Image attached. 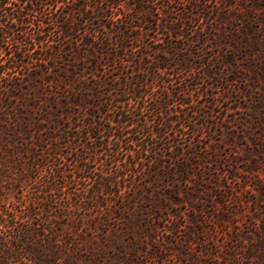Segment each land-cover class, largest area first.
Segmentation results:
<instances>
[{"label":"rangeland","instance_id":"obj_1","mask_svg":"<svg viewBox=\"0 0 264 264\" xmlns=\"http://www.w3.org/2000/svg\"><path fill=\"white\" fill-rule=\"evenodd\" d=\"M128 1L130 4L127 5ZM144 1L154 7L164 3L168 5L166 11L169 13H165L164 17L163 14L160 16L144 11L140 6L142 0H121L127 7L124 11L111 7V1H104L102 7L110 10L106 13L107 17H96L91 11L84 15V9H78L82 0H74L77 5H71V0H48L39 12H30L29 20L38 26L36 29L33 25L25 28L26 34L33 36L37 28H41L43 35H36L38 38L44 37L47 42L27 44L17 52L15 73L7 80V83L16 84V89L9 92L10 96L2 93L4 103L8 102L16 108V122L21 125L16 128V168H20L25 160L32 161V158L36 159L41 154L46 161L58 164L52 187L53 200L58 207L69 211L78 224L97 227L94 233L99 231V222L109 217L114 218L117 231L130 216L136 217V224L149 227L151 224L160 227L167 222L168 217L172 218L170 228H175L174 233L159 238L164 240L167 247L162 252L167 258L172 255L168 248H173L171 245L175 242V236H187L185 231L180 232L182 226L188 225L183 212L190 210L189 213L196 214L194 209H204L203 218L206 221L201 217L198 220L205 221L203 226L209 233H199L196 242L192 244L193 254L196 255L198 251L204 250L201 242L207 240L210 234V216L219 212V209L202 204L195 198L196 195L190 199H174L170 195L175 193L172 179L164 175L165 170L153 172L156 164L144 159L133 170L126 165L128 162H119L121 155L113 156L112 151L105 147L103 134L108 133L106 125L108 120H113L123 109L138 114L148 105L146 99L150 100V97L161 92L163 84V89L174 94L177 109L184 108L191 122H198L185 130L182 136L181 141L185 146L192 144V148L185 149V152L194 156L212 154L207 159L211 163L210 168L222 169L219 173H212L213 179L224 178L225 171L229 169L240 177L239 184H231L237 189H252L255 184L263 187V180L255 179L257 171H251L250 165L244 160L254 159L257 144H264V74L255 82H251L249 77L245 79L243 66L246 64L245 57L251 52L238 44L239 51L235 52L230 61L225 55L230 47H216L218 39L214 36L204 44L199 41L203 33L200 29H196L193 41L186 47L188 41L184 35L189 31V25L195 26L201 21L203 27L207 26L205 20L196 17L197 7L194 3L187 0H155L157 5H151L150 0ZM209 1L212 14L220 10L226 14L224 22L227 29L223 33L225 39L222 42L226 40L237 46L228 30H234L247 20L241 12L247 2ZM134 2L136 5H133ZM94 5L96 2L93 0H86V9ZM72 9V15L67 16L65 12ZM183 13H188L189 17L182 19V16H186ZM118 16L120 19L117 22ZM88 18L90 20L85 23ZM169 20H173L174 26L181 28V31L169 34L164 30L162 24ZM61 27L65 32L61 31ZM214 27L207 26L205 29L219 36L218 29ZM135 36L138 39H134ZM166 52H173V55L168 56ZM185 56L194 64L203 62L204 69H199V74L195 72L191 76L181 73L186 63ZM168 63L172 68L169 74L162 68L157 69V66ZM140 70H144L143 73ZM0 83L5 84L4 81ZM185 102L190 104L185 105ZM142 113L147 120L151 118V112ZM19 120L23 121L22 124H19ZM90 124L100 128L98 134H89L92 132ZM23 125L41 128L40 135L33 133L34 127L26 130L28 134L33 133L26 137L30 142L34 140L43 145L38 151L27 152V149L20 146L25 135H18V131L22 130ZM109 146L116 148L112 143ZM126 149L123 146L120 152L124 154ZM56 153L60 154L59 162L54 159ZM130 160L138 162L139 155ZM205 162L206 159L199 164ZM215 162L220 165H214ZM121 164L122 169L119 171L117 166ZM108 181L112 182L111 186L107 185ZM192 181L194 179L188 181V185H179L175 181L178 185L175 190L184 193L191 191L189 186H192ZM208 181L206 179L203 183L212 186ZM197 188L202 189L203 186L197 185ZM219 189L221 193L226 191L224 194L230 195L229 188ZM17 190L16 183V196ZM149 199L156 202L150 203ZM185 200L188 202L185 203ZM123 206L128 207L127 212L121 209ZM143 213H147L148 217L144 219ZM247 214L248 209H233V213L225 215L241 225L248 218ZM96 215L100 218L98 216L94 219ZM232 228V225H227L228 230ZM118 236L127 237L120 233ZM220 238V232L215 234V239ZM143 244L145 253L141 259L153 264L155 254L149 253H154L157 244L152 241L148 245ZM115 246L123 250L121 244L115 242ZM178 252L176 249L174 253Z\"/></svg>","mask_w":264,"mask_h":264},{"label":"trees","instance_id":"obj_2","mask_svg":"<svg viewBox=\"0 0 264 264\" xmlns=\"http://www.w3.org/2000/svg\"><path fill=\"white\" fill-rule=\"evenodd\" d=\"M47 1L0 0V81L5 82L4 85L0 83V264H148L146 261L143 262L141 256L145 253L143 243L148 245L149 241L157 244L154 253H149L155 254L153 264H264V186L259 187L258 184H255L252 189L239 190L231 184H239L238 178L240 177L236 173L230 172L229 169L225 171L224 178L213 179L212 173H219L222 169L220 167L210 168L211 163L207 159L212 157V154L194 156L190 152H185V149L192 148V144L185 146L181 141L182 136L185 130L198 122H191L184 108L177 109L178 103L174 101V94L163 89L165 88L163 84L161 92L150 97V100L146 99L148 105L138 114L123 109L117 117L111 120L112 122L108 120L109 123L106 125L108 133L103 134L104 143L105 147H108L106 149L112 151L113 156L121 155L119 162H128L126 165L129 169H133L137 163H142L145 159L151 164H156L157 167L152 170L153 172L160 173L161 170H165L164 175L170 177L174 183L172 188L175 193L170 194L174 199H190L196 195L195 198L202 204L219 209V212L210 216L211 228H208L210 234L207 240L201 242L204 244V250L198 251L196 255L193 254L192 244L196 242L195 239L198 238L199 233H209L203 226L206 221L203 218L204 209H194L196 214L189 213L190 210L183 212L184 219H188V225L182 226L180 232L185 231L187 236L186 234L175 236V242L171 246L176 248L179 254L174 253L176 249L173 251V248H168L172 255L167 258L162 255L167 247L164 245V240L161 241L159 238L163 239L168 233H174L175 228H170L172 218L168 217L167 222L160 227L156 224H151L149 227L136 224V217L130 216L131 218L127 219L126 223L117 231L118 226H114V218L109 217L98 221L99 231L94 233L97 227L78 224L76 218L69 211L58 207L56 201L53 200L52 187L55 181L54 177L58 172V167H56L58 164L52 163L51 160L46 161V158L41 154L36 159L33 156L32 161L31 159L25 160L20 168H16V128L21 125H17L16 122V108L8 102L4 103L2 93L10 96L9 92L12 93L16 89V84L7 83V80L12 73H15L17 52L27 44L47 42L44 37L38 38L36 35H43L41 28H37V32L33 36H28L24 30L31 25L36 29L38 24L29 20L30 12H39L43 3ZM49 1L56 2L58 0ZM93 1L96 2V5L91 6V9H86V0H82V3L78 2L80 3L78 9L83 11L81 10L83 8L84 15L91 11L96 17H107L106 13L110 10L102 7L104 1H111V7L120 8L123 11L124 8H127L125 4L121 3V0ZM154 1L150 0L151 5H157V2ZM187 1L194 3L197 7L196 17L205 20L207 26H215L214 28L218 29L220 35L217 36L211 31L207 32V26L205 29L202 22L198 21L196 27L194 24L189 25V31L184 35L185 40L188 41L186 47L193 41V33L197 32L196 29L203 32L199 41H203L204 44L207 43V39L214 36L218 39L216 47H230L225 51L229 60L233 58L236 51H239V45H241L242 48L251 52L245 57L246 64L243 66L244 74H246L245 79L248 80L249 77L251 82H255L262 78L264 74V4L262 2L264 0H236L247 2V5L242 6L241 11L246 15L247 20L234 30H228L237 46L227 43L226 40L222 42V39H225L223 33H226L227 29L224 22V15H226L224 11L220 10L218 13L212 14L213 10L209 9V0ZM135 3L133 5H136ZM214 3L217 6L220 5L218 2ZM128 4H130L129 1ZM71 5H77V3L71 0ZM140 6L144 11L155 13V15L163 14L166 17L165 13L166 15L169 13L168 10L166 11L168 5L164 3H158V6L154 7L148 6L146 1L142 0ZM73 9L65 12L67 16L72 15ZM184 15L186 16H182V19L189 17L188 13ZM118 19L120 16L116 18L117 22ZM89 20L88 18L84 22L87 23ZM174 24L173 20H169L162 26L169 34L181 31V28H176ZM61 31L65 32V29L61 27ZM134 39H138L137 36ZM92 44L88 45L92 46ZM171 44L176 47V44L172 42ZM40 48L43 49L41 46ZM181 49L184 48L181 47ZM166 53L168 56L173 55V52ZM50 58L52 59V56ZM184 59L186 63L181 73H186L189 76L195 75V72L199 74V69L205 67L203 62L194 64L187 56ZM170 66V63L163 64V66H157V69L158 67L162 68L166 74H169V69H172ZM147 73H149L148 70ZM186 88L188 90V85ZM189 104V102H185V105ZM144 111L151 112V118L147 120L142 113ZM196 113L201 115L197 111ZM19 122L22 124L23 121L19 120ZM32 127H34L33 133L40 135L41 128L39 126L23 125L22 130L18 131V135H25L24 142H20V146L27 149V152L38 151L39 147H43L42 144H37L34 140L30 142L26 138L33 134L26 132ZM89 127L90 131L92 130L90 135L91 133L98 134L99 127H96L95 124H90ZM97 137L99 136L97 135ZM111 143L116 148H111L109 146ZM123 146L127 148L124 154L120 152ZM254 150L257 151L254 159L249 158L244 161L250 165L251 171H257L254 174L255 179L256 181L263 180L264 185V144L261 146L257 144ZM59 155V153L55 154V161H60ZM138 155V162L130 160L131 157ZM141 155L146 157L143 158ZM122 156L125 158L123 159ZM204 159H206V164H199ZM118 166L117 169L120 171L122 164ZM121 176L123 177L122 174ZM191 179H194L192 186H189L191 191L184 193L175 190L178 187L176 183L188 185L187 182ZM206 179L212 186L203 183ZM16 183L18 196H16ZM111 184L112 182L108 181L107 185L111 186ZM197 185L203 186L204 190L197 188ZM221 187L229 188L230 195L224 194L226 191L221 193L219 189ZM255 196L258 197L255 198ZM148 201L156 202L152 199ZM187 202L188 200H185V203ZM121 209L128 211L126 206ZM233 209L236 211L248 209V218L241 225L237 224L234 218L228 219L230 216L225 215L233 213ZM132 213L128 212V214ZM218 214H221V217H218ZM143 215H145L144 219L148 217L147 213H143ZM199 217L205 221L198 220ZM197 221L200 222V226L196 223ZM227 225H232L233 228L228 230ZM218 232H220L221 238L215 239V234ZM119 233L125 234L127 237L120 238ZM115 242L121 244L123 250H119L115 246ZM118 250L120 254L117 253ZM157 252L160 254L157 255Z\"/></svg>","mask_w":264,"mask_h":264}]
</instances>
